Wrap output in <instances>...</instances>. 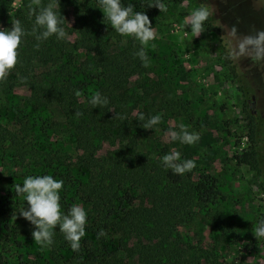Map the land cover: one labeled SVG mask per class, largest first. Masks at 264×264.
Segmentation results:
<instances>
[{"label": "rangeland", "instance_id": "rangeland-1", "mask_svg": "<svg viewBox=\"0 0 264 264\" xmlns=\"http://www.w3.org/2000/svg\"><path fill=\"white\" fill-rule=\"evenodd\" d=\"M30 3L0 0V27L19 19L26 31L16 65L0 80V264H105L110 253L109 264H264V237L254 235L264 213V35L249 42L264 32V0H164L162 12L147 6L156 32L147 67L134 55L140 42L117 33L98 0H60L65 37L39 41ZM202 4L211 15L193 37L184 21ZM63 67L70 75L105 69V133L92 124L79 131L82 112L72 110L87 104L82 93L67 90L64 104L44 105ZM100 84L91 80L87 90L96 94ZM141 114L162 119L146 129ZM181 125L200 139L173 140ZM172 151L195 161L179 183L162 162ZM252 151L256 170L237 161ZM113 170L123 185L105 194L97 183ZM44 174L64 181L62 212L78 204L88 213L78 250L59 225L42 246L19 213L28 204L15 186ZM209 178L217 195L206 204L194 188ZM124 191L134 199L125 208L115 201ZM135 212L150 217L130 219Z\"/></svg>", "mask_w": 264, "mask_h": 264}, {"label": "clouds", "instance_id": "clouds-1", "mask_svg": "<svg viewBox=\"0 0 264 264\" xmlns=\"http://www.w3.org/2000/svg\"><path fill=\"white\" fill-rule=\"evenodd\" d=\"M98 3L104 17H107L111 22V27L117 33L133 36L140 42L141 47L134 55L147 67L150 57L146 46L156 39V32L149 16L143 11H134V6L131 4L123 5L122 0H98ZM147 6L157 7L161 12L167 11L164 0H152ZM29 9L30 15L34 14L35 16L33 30H40L36 35L38 41L46 40L53 35L57 39L65 37V18L60 11V0H48L46 4H43L42 0H31ZM210 15L211 12L207 4H202V6L193 9L190 15L185 18L184 24L190 29L193 37L203 32L205 22ZM25 35V28L19 19L12 21L11 28L0 27V80L4 79L16 65L18 50ZM262 35L264 32H259L254 37L250 36L249 42L259 40ZM90 103L94 108L102 107L108 104V100L97 93L92 97ZM161 119V115L156 114L145 120L141 114L138 120L142 122L144 128L152 129V126L160 123ZM171 138L184 144H194L200 139L198 133L188 131L183 125L180 126V131L171 132ZM162 162L166 169H170L177 175H183L195 167L194 160H182L178 151L163 155ZM63 186L62 179H57L50 174L25 177L22 185L15 186L18 194H26L25 200L28 204V207L26 209L23 207L19 213L34 226L32 236L42 246L53 243V229L59 225V231L64 234L71 248L78 250L80 240L85 235L88 213L78 204H73L67 213L62 212L60 192ZM254 235L257 238L264 237V220L258 222Z\"/></svg>", "mask_w": 264, "mask_h": 264}, {"label": "trees", "instance_id": "trees-1", "mask_svg": "<svg viewBox=\"0 0 264 264\" xmlns=\"http://www.w3.org/2000/svg\"><path fill=\"white\" fill-rule=\"evenodd\" d=\"M122 4L127 6L129 4L134 6V11H140V12H145L147 13V4H142V3H137V2H129L128 0H122ZM105 67V64L103 65ZM91 71V70H90ZM60 73L62 74L63 78L58 79L52 85L48 90L44 92L43 96V102L44 105H51L52 102L58 100L61 102V104H64L66 102L65 96H67V90H72L74 93L80 94L82 93V96L84 97L85 100V105H82L80 107L76 106L73 108V112H82V122L80 124L77 123L79 131L84 130L86 127L89 128L90 125L92 124L94 128L102 129L105 133V111H103L105 106L102 107H95L90 103L92 97L96 95L95 93H91L87 90L89 87L91 80L95 81H100V90L98 93L101 94L102 97H105V91L108 89L107 86H105V69H103L102 72H99L98 70V75L94 74H89L86 73L84 70H76L75 72L70 75L69 70L66 67L61 68ZM81 74H84L82 76ZM84 79V80H83ZM117 83V81H113V84ZM93 95V96H92ZM79 111V112H78ZM111 118L106 117V121L111 122ZM88 122L87 124L82 125L84 122ZM252 138V136H250ZM256 153L254 151L252 152H243L240 156L237 157L238 163L242 164H247L250 166L253 170H256L258 167V161L256 159ZM117 171V169L115 168ZM113 170L111 172L110 176H107L105 174V178L100 180L97 183L98 188L105 190V194H108L111 192V190L114 189H121L123 182L122 178H120L121 175H119L117 172ZM166 177L170 180L172 183H179L182 180L181 175L174 174L171 170H168L166 173ZM216 186L213 181V179L209 178L206 179L205 181L199 182L195 188L194 192L196 193L197 198L203 202V203H209L211 200L216 198L217 192H216ZM17 193V191H16ZM115 201L118 202L119 206H129L131 203H133L134 199L128 193L127 191H124L121 196L116 197ZM125 205V206H124ZM124 211V210H122ZM134 215H141L145 218H149L150 213L149 212H144L143 215L141 213L135 212L132 213L130 216L133 217ZM260 220H264V213L261 216ZM259 220V221H260ZM124 222V221H123ZM129 223V225H134L135 226V221L134 220H129L125 221ZM107 228L108 226L105 225ZM113 255V254H112ZM111 256V253L108 255H105V264H109L110 261H108V258Z\"/></svg>", "mask_w": 264, "mask_h": 264}]
</instances>
